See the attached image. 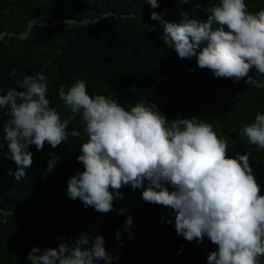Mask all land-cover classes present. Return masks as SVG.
I'll return each mask as SVG.
<instances>
[{
  "label": "trees",
  "instance_id": "16d2710c",
  "mask_svg": "<svg viewBox=\"0 0 264 264\" xmlns=\"http://www.w3.org/2000/svg\"><path fill=\"white\" fill-rule=\"evenodd\" d=\"M147 0H0V88L16 87L24 74L43 72L49 78L48 98L62 118L69 115L58 91L83 79L91 93L117 99L130 108L139 100L155 102L171 122L196 117L213 125L220 138H227L229 155L251 153L250 165L264 195V149L252 145L243 135L246 124L264 112V74L253 69L254 83L216 78L209 69H200L193 57L180 58L162 40L163 27L150 19L151 12L179 23L181 12L193 11V18L206 20L218 0H158L153 9ZM200 7L193 10V6ZM248 10L264 9V0H246ZM110 13L107 17L105 14ZM54 21L59 22L53 24ZM65 21V23H61ZM155 27V30H151ZM4 34V35H3ZM13 69L17 75H10ZM0 109V264H30L33 246L56 247V237L72 239L82 233L102 235L106 248L121 255L114 264H206L209 239L197 244L177 234L167 206L142 199V190L122 187L123 198L114 201L107 214L85 208L67 195V181L84 166L77 161L83 135L82 116L69 124L80 137H70L56 148L45 143L33 151V165L27 176L15 180L7 151L3 125L8 120ZM51 153L59 157L47 171ZM125 208L121 214L119 209ZM128 215L134 217L132 234L125 229ZM120 231V240L116 232ZM121 241L123 246H121ZM264 264V257L261 258Z\"/></svg>",
  "mask_w": 264,
  "mask_h": 264
},
{
  "label": "clouds",
  "instance_id": "9594fccd",
  "mask_svg": "<svg viewBox=\"0 0 264 264\" xmlns=\"http://www.w3.org/2000/svg\"><path fill=\"white\" fill-rule=\"evenodd\" d=\"M146 3L160 7L158 0ZM167 11H153L150 19L163 27L157 39L180 58L194 57L200 69L235 83L244 79L253 84V69L264 74V9L253 13L246 0H218L206 20L183 11L179 23L164 19ZM10 75L16 76L17 70ZM15 83L6 93L0 88V109L8 116L3 155L16 166L8 175L17 181L27 176L34 162L31 146L41 151L45 143L56 148L70 137H80V130L68 129L82 116L87 140L80 144L77 161L84 169L67 181L70 199L79 198L85 208L107 214L114 210V201L123 198L122 187L141 189L145 202L168 207L167 222L172 224L174 218L177 234L197 244L207 238L217 246L206 264H262L264 195L250 165L251 153L229 155L228 139L220 138L211 123L180 114L170 122L150 101L126 108L116 98L89 92L83 79L59 88V99L69 111L62 118L48 98L50 81L43 72L24 74ZM242 132L249 143L264 149V112L257 111ZM50 155L45 177L59 160L55 153ZM126 211L119 209L121 214ZM134 227V217L128 215L125 229L132 234ZM116 237L120 240L119 230ZM56 239V247L33 246L27 256L30 264H114L121 259L107 250L102 235Z\"/></svg>",
  "mask_w": 264,
  "mask_h": 264
},
{
  "label": "built area",
  "instance_id": "2783aa9c",
  "mask_svg": "<svg viewBox=\"0 0 264 264\" xmlns=\"http://www.w3.org/2000/svg\"><path fill=\"white\" fill-rule=\"evenodd\" d=\"M58 23H59V22H57V21H54V22L52 23V25H53V24H58ZM61 23H63V22H61ZM3 35H4V34H3Z\"/></svg>",
  "mask_w": 264,
  "mask_h": 264
}]
</instances>
